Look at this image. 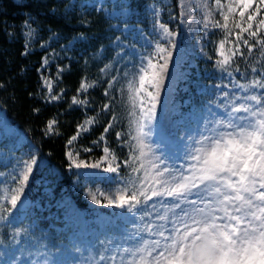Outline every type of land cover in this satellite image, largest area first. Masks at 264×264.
I'll return each instance as SVG.
<instances>
[{
	"label": "trees",
	"instance_id": "obj_1",
	"mask_svg": "<svg viewBox=\"0 0 264 264\" xmlns=\"http://www.w3.org/2000/svg\"><path fill=\"white\" fill-rule=\"evenodd\" d=\"M128 1L133 15L121 23L105 15L102 9L79 8L78 2L71 5L70 0H0V110L31 142L38 162H41L27 191L29 220L34 218V230L30 232L24 228V240L30 236L39 243L46 242L48 249L59 243H69L71 228L64 226L62 218L65 207L59 206V201L66 195L85 221L94 215L82 193L75 187L76 172L69 167L66 156L71 144L82 150V154H85L84 149L91 148L88 157L100 156L104 146L120 160L127 155L121 139H117L120 127L113 126L107 133L104 132L112 122L114 111L111 109V99L106 94L109 79H103L100 74L101 63H104L102 58L111 60L116 53L110 44L116 39L124 40L129 45L132 42L124 36L122 26L131 23L147 30V21L142 20L146 16V6L153 3L160 9V23L177 32L179 38L182 37L177 0ZM117 23V28L112 27ZM219 38L225 39L227 55L232 56L236 36L221 35ZM73 41L72 47L67 48ZM249 43L253 45L251 53L240 43L239 52L222 70L215 67L213 55L196 59L195 67H190L182 82L186 88L183 92L178 90L180 98L189 96L195 105H207L231 82L234 85H248L254 79H264V55L252 40ZM102 47L104 52L100 60H94ZM49 55L58 56L55 62L45 65ZM86 58L89 62L84 64ZM47 67H53L54 71L47 73ZM253 68L257 71L254 72ZM49 76H54L50 96L43 87L44 78ZM83 81L98 83L82 91L80 86ZM237 90L243 97L248 94L239 87ZM249 91L264 96V89ZM52 96L58 99L50 100ZM73 98L82 103L74 104ZM90 118H94V123L87 132L69 144V140L77 134L78 126ZM49 121H55L51 132L48 130ZM102 135L103 140L100 139ZM124 172L126 170L122 169V174ZM45 180L48 182L45 183ZM11 219L5 212L0 215V247L10 244L12 240L17 225ZM120 223L119 220L112 221L109 229L121 233ZM26 224L24 222L22 226ZM52 224L58 229H54Z\"/></svg>",
	"mask_w": 264,
	"mask_h": 264
},
{
	"label": "snow or ice",
	"instance_id": "obj_2",
	"mask_svg": "<svg viewBox=\"0 0 264 264\" xmlns=\"http://www.w3.org/2000/svg\"><path fill=\"white\" fill-rule=\"evenodd\" d=\"M215 5L224 21L223 24L215 22V26L224 29L226 37L236 36L232 56L224 51L225 41L220 43L219 55L222 59L217 63L221 68L230 64L240 50V43L251 53L253 45L249 41L252 40L264 55V0H215ZM236 15L239 20L235 19ZM230 20L238 32L229 28ZM159 29L162 30L160 40L166 39L168 46L157 40L154 52L140 57L138 71L129 82L133 108L141 92L149 98L151 108L147 115L148 123L155 118L160 92L170 77L172 49L176 47V34L162 23ZM253 71L257 69L253 68ZM46 83L51 90L50 82ZM80 87L86 91L88 85L82 82ZM237 87L248 93L243 97L246 103L232 106L231 110L232 113L245 115L232 116L222 125L224 131L217 130L214 136L208 135L197 141L198 146L186 157L190 161L186 168L183 165L179 169L168 166L161 168L160 163L149 161L150 167L143 176L130 178L115 192H101L107 201L106 206L126 209L129 213H139L143 210L142 205L154 197L160 198L161 202L167 198L175 201L171 206H166L164 215L159 216V219L169 221L167 213L172 212L173 219L169 221L172 227L159 225L149 228V234L159 238L151 241L141 239L135 247L123 249L119 253V264H264V96L249 91L264 89V79H254L248 85L238 84ZM51 99L58 97L52 96ZM73 103L82 101L73 98ZM141 115H145L143 109ZM86 123H94V118ZM54 124L55 121H49V132ZM110 127L111 124L104 132L107 133ZM144 128V121H139L138 135L133 137L137 140L139 156L134 159L149 155L145 151L147 145L143 138L147 133ZM87 130L84 125L78 126L77 134L68 143L71 144L82 131ZM100 139L103 140L104 136ZM117 139H120V133H117ZM104 154L91 164L82 160L77 162L71 151L66 156L70 168L95 169L100 168L108 156L116 159L108 147L104 148ZM155 160L159 161L160 157H155ZM125 163L130 164L131 161ZM37 165L34 155L17 161L13 171L7 174L16 186H11L6 180L0 181L4 185L0 190V208L8 210L5 207L7 203L11 209H17L18 201H21V195ZM119 168V164L113 166L108 162L103 172L118 173ZM144 168L141 162L139 168H132V172H140ZM146 183L148 187H145ZM193 196L195 199H189ZM91 199L94 203H101L94 194ZM152 207L155 208V204ZM104 259L101 254L100 260ZM115 259V256L111 257L113 262Z\"/></svg>",
	"mask_w": 264,
	"mask_h": 264
},
{
	"label": "rangeland",
	"instance_id": "obj_3",
	"mask_svg": "<svg viewBox=\"0 0 264 264\" xmlns=\"http://www.w3.org/2000/svg\"><path fill=\"white\" fill-rule=\"evenodd\" d=\"M74 2H78L79 8L95 7L96 9H102L105 14L115 17L121 23L126 19H130L133 15L130 8L126 7L128 0H70L71 5ZM177 2L180 9L182 37L179 38L177 32L168 28L169 31L176 34V47L172 49L173 61L170 63V77L165 81L166 87L160 92V99L155 109V118L151 119L150 123L147 120L148 111L151 108L149 98L141 92L139 98L136 99V107L133 108L130 99L133 94L129 91V82L133 80L135 72L138 71L140 57L154 52L155 43L160 40L162 30L159 29L158 9L153 4L147 7V14H149L147 16L151 25L148 27L147 32L142 31L140 26L133 28V24L122 26L121 30L126 35L128 33L131 35L132 46L129 48L126 41L119 42V40H116L110 44L116 50L111 60L102 58L104 63H101L100 74L103 79H109L106 94L111 99L110 105L114 111L110 124L111 127H120L117 133H120V143L127 149V155L123 160L119 158L113 160L111 156H108L100 168H72L76 172L75 187L82 193L87 206L96 212L91 221H87L90 224L83 221L73 203L65 198L59 205H65L66 207L64 211L65 225L72 228L71 233H69L70 243L57 244L54 246L56 248L47 251L46 242H41L38 247L36 244L38 241L34 238L31 239L30 236L25 238L24 242V239L21 238L23 236L22 228L19 226L13 232L11 244L0 249V264H119L121 258L119 253L123 249L135 247L141 239L151 241L159 238L156 235H150L149 228L159 225H164L166 228L172 227L169 222L173 219L172 212L167 213L169 221L159 219V216L165 214L166 206L175 203L171 198L163 199L161 202L160 198L154 197L146 205H142L143 210L139 213H129L126 209L106 206L107 201L101 195V192H115L130 178L143 176L145 170L150 167L149 161L160 163L161 168L168 166L179 169L181 165L186 168L190 163L186 157L189 152L198 146L197 141L208 135L214 136L217 130L224 131L222 125L232 116L245 115L244 113H232V106H239L246 103V101L243 100L242 93L238 92L237 85L233 87L231 84L226 86L228 91L218 95L217 102L213 104V108L218 112L217 114L205 105L202 106V109H199V107L193 109V106L187 107L189 100L186 97L183 98L186 107L180 106V93L178 90L180 89L183 92L186 88L182 82L185 80L186 74L189 73L190 67H195L197 58H208L213 55L216 63L221 60L222 57L219 55L220 43L225 39H218V37L226 34L224 29L215 26L217 21L221 24L224 23L219 12L216 11L215 0H177ZM235 19L239 20L240 18L236 15ZM113 27H116V25H113ZM229 28L233 32L239 31L234 27L231 20L229 21ZM160 43L165 47L168 46L166 39L160 40ZM70 47L71 45L67 46V48ZM224 51L227 54L226 41ZM103 52L104 47L98 50V56L94 60L99 61ZM51 54L53 53L51 52ZM57 56L49 55L45 60L47 63L44 62V64L49 65L55 62ZM87 62H89V59L86 58L84 64H87ZM92 63L93 60L91 59L90 64ZM216 66L218 70L223 69L218 63ZM53 71V67H47V73ZM53 78L54 76H49L43 80V87L46 89L48 96L52 95ZM46 81L50 82L51 90H49ZM83 83L88 85V89L98 82L83 81ZM141 109L145 113L143 116L141 115ZM90 119L82 124L87 129L92 125L86 123ZM139 121L145 123L144 132L147 133V136L143 139L147 145L145 151L149 152V155L141 159H134V157L139 156L137 140L133 139L138 135ZM85 132L87 131H82L81 134ZM105 147L101 148L100 156L90 155L88 157L87 153H90V151H85L83 152L85 154H82V150H79L73 144L70 145L68 152L73 153L77 162L82 160L91 164L96 163L105 155ZM33 155L37 158L31 143L24 134L10 124L4 112L0 110V181L6 180L8 184L15 187L16 185L11 182V178L7 174L13 171L17 161L28 159ZM157 156L160 157L159 161L155 160ZM125 161H131V163L126 164ZM108 162H111L113 166L120 165L118 173L103 172V167H107ZM141 162L144 163L145 168L141 169L140 172L133 173L132 168H139ZM40 164L41 162H38L39 166ZM38 165L34 167V172ZM122 169H125L126 172L124 173L131 177L122 174ZM33 174H31L30 181L21 195V201H18L17 209H11V205L6 203L5 207L8 210L0 208V215L5 212L7 216H15L17 224L23 220L27 210V191ZM109 180L112 182L109 183ZM46 182L48 181L45 180ZM145 187H148L147 183ZM3 188L4 185L0 184V190H3ZM46 189L49 190V187H46ZM150 193L151 189L149 187ZM0 194H2V191H0ZM92 194L97 196V199L101 201L100 204L93 202L91 199ZM189 199H195V197H189ZM153 204H155V208L152 207ZM185 206L187 207V205ZM101 209L108 210L111 213H104ZM176 211L179 212V209ZM114 219L121 221L119 226L121 233L117 235L107 229L110 220ZM54 227L56 228V226ZM27 228L28 230L32 229L31 222H29ZM101 254L105 257L104 260H100ZM112 256H115V262L111 260Z\"/></svg>",
	"mask_w": 264,
	"mask_h": 264
}]
</instances>
